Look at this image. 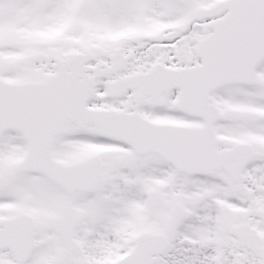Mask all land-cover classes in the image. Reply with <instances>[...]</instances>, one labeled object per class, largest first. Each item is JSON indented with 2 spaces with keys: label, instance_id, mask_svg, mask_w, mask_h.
Here are the masks:
<instances>
[{
  "label": "snow or ice",
  "instance_id": "6c2138e0",
  "mask_svg": "<svg viewBox=\"0 0 264 264\" xmlns=\"http://www.w3.org/2000/svg\"><path fill=\"white\" fill-rule=\"evenodd\" d=\"M0 264H264V0H0Z\"/></svg>",
  "mask_w": 264,
  "mask_h": 264
}]
</instances>
